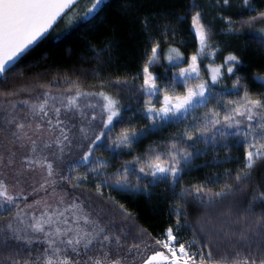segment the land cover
Here are the masks:
<instances>
[{"label": "trees", "instance_id": "obj_1", "mask_svg": "<svg viewBox=\"0 0 264 264\" xmlns=\"http://www.w3.org/2000/svg\"><path fill=\"white\" fill-rule=\"evenodd\" d=\"M90 6V0H80L37 47L20 59L15 70L7 74L6 82L0 78V101L13 99L22 103L60 94L64 101L78 90L95 96L96 99H90L94 100L92 114H98L94 122L98 130L92 136L93 141L97 136L101 138L91 144L93 150L87 162L81 158L63 168L66 179L63 188L90 215L97 216L96 227L92 228L94 233L102 227L104 234L113 236V243L107 249L111 258L124 256L122 252L140 243L141 236L145 241L141 246L150 241L155 250L164 251L152 238L160 237L167 227L175 224L176 216L170 213L177 208L186 213L182 218V222L187 221L182 229L185 240L195 235L210 246L205 251L211 250L217 258L231 259L237 252L246 255L249 250L236 243L239 237L233 232L245 227L256 229L258 217H246L241 210L248 208L258 190L264 191V164H258L251 177L237 186L236 175L246 170L242 168L245 146L236 144L234 137L217 140L215 144L198 143L196 148L200 154H194L191 166L181 172L176 184L171 178L158 180L148 184L146 194L137 195L114 190L111 181L101 189V195L96 185L127 167L135 169V175L128 177L130 182L136 185L138 176L143 186L152 181V177L141 173L140 168L145 167L147 171L146 165L163 163V155L173 144L178 149L187 148L193 143L187 140V134L196 135L194 128L197 132L203 131L201 125L205 123L206 113L219 111L222 120L232 106L230 102L242 101L246 89L253 98L264 94V84L257 79L264 77V37L260 33L264 20L247 23L252 16L264 12V0H249L248 6L243 0H230L227 5L223 0H107V6L90 23L78 22ZM196 12L201 14L207 35L206 45L200 50L191 28ZM154 46H158V56L149 71L156 78L159 91L150 95L143 90V68ZM176 53L179 56L170 61L169 57H176ZM230 55L239 60L238 64L233 62L232 74L225 65ZM193 56H197L198 72L185 80L180 72L189 68ZM215 69H219V73L217 82L213 83ZM237 78L239 85L233 88ZM200 84H207L204 103L182 119L155 125L149 119L145 109L163 96H183L188 89ZM100 93L115 101L114 107L119 113L107 128L105 118L100 124L99 111L106 103ZM45 101L54 110V104L48 99ZM65 111L75 113L67 108ZM133 131L137 135L130 147L115 148L113 141L123 132ZM197 139L203 140L199 136ZM224 143L229 147H223ZM157 155L162 156L161 161L156 160ZM77 184L79 186L75 187ZM229 184L231 191L211 207L193 199L197 186H204L203 198L207 201ZM188 189L193 191L182 198L181 193ZM120 204L132 213L130 218L122 214ZM17 205L21 203L15 201L12 211L4 213L5 219L0 220V224L7 223ZM261 207L254 205V210L259 213ZM20 229L19 234L24 239L7 240L10 247L0 249V264H12V258L21 264H42V260H36L45 249L42 235L34 236ZM116 236L120 238L119 246L115 244ZM28 238H32L31 243L25 242ZM80 252L84 258L98 255L99 245L94 242L88 255H84L83 248ZM6 257L11 258L6 260Z\"/></svg>", "mask_w": 264, "mask_h": 264}, {"label": "snow or ice", "instance_id": "obj_2", "mask_svg": "<svg viewBox=\"0 0 264 264\" xmlns=\"http://www.w3.org/2000/svg\"><path fill=\"white\" fill-rule=\"evenodd\" d=\"M76 0H0V78L6 82L7 74H10L15 70V66L20 59L31 51L34 47H37L39 42L46 37V34L52 29L57 18L68 9L70 5H73ZM230 0H223V3L227 5ZM244 5H249V0H243ZM91 6L87 8L80 17L78 22L88 24L94 19L96 15L107 6V0H90ZM193 27L196 32L202 46L206 45L207 35L205 26L201 23V14L196 12L192 17ZM264 20V12H259L258 15L251 17L247 23L251 25L254 21ZM261 37H264V29L260 30ZM264 42V40H262ZM176 50L173 49V52ZM151 57L144 65V85L143 90L148 91L151 94H156L159 88L155 82V77L149 71L150 66L155 62L158 56V46H154L151 49ZM179 53H176V57H169L171 61L177 58ZM192 65L190 71L188 69H182L180 77L183 79L191 78L192 73H197V56L192 57ZM233 62L239 63L236 56L230 55L225 61L229 74L234 71ZM219 69L214 70L212 75V82H217V74ZM258 80L264 84V77H257ZM239 78H237L236 84L233 88L238 87ZM207 91V84H200L195 89H188L183 96L170 97L164 96L162 106L157 109L154 107H147L145 111L148 113L152 123L158 124L161 121H167L169 119L180 120L183 116L193 110L195 107L204 103L205 93ZM104 104V110L109 113L105 128L113 123V118L118 116L113 101L107 95L100 93ZM24 103H27L25 101ZM46 103V102H45ZM74 106V102L70 101ZM232 106L226 111L221 120V113L219 111H212L206 113L204 117L205 123L201 125L203 131L193 132L187 134V140L193 143L189 144L185 149H178L175 144L172 145L171 150L163 155V163L148 164L146 167L140 168V172L144 175H151L152 181L146 182L143 186L139 183L140 177L137 176L138 183L133 185L129 180V175H135V169L125 167L123 171L117 170L113 177L106 179L104 182L96 185L98 194L102 195L101 189L105 186H110L120 192L129 193L132 195L146 194L147 186L150 183H154L158 180H167L171 178L174 184L179 182L181 172L190 167L194 154L198 156L200 152L197 150L196 145L198 143H212L215 144L217 140H226L228 136L235 138V143L245 146V163L242 170L235 177L237 186L241 182H245L252 175V170L257 167L258 164H264V94L260 98H253L247 89L245 90L242 101L230 102ZM15 107V105H13ZM39 110L44 112V104L39 105ZM57 114L59 109L55 110ZM45 115L47 113L45 112ZM11 123V121H8ZM18 129H23L24 124H17ZM39 130V126H37ZM231 130V131H225ZM15 135V133H14ZM137 135L136 132H123L116 141H113L115 148H127L133 142V138ZM197 136L202 137L203 140L197 139ZM20 137L17 136V139ZM101 137L97 136L96 140L92 143L95 144ZM67 139V137H65ZM35 141L32 144L35 145ZM47 147V145H46ZM223 147H229L227 143L223 144ZM188 148L192 151L187 150ZM35 151V148H33ZM92 148L89 147L88 152L83 156V161L87 162ZM157 161L162 160L161 155L156 156ZM31 163V161H29ZM49 169V176L52 175V165H47ZM78 187L79 185H74ZM43 187V185H42ZM232 189V185L229 184L226 188L215 193L209 197L207 201L203 198L204 186L195 187L196 195L194 200L200 203H206L209 207L213 206L217 199L223 198ZM193 189H188L181 193V197L187 195ZM27 199V196L24 197ZM16 197L8 193L7 187L3 181H0V220H4V213L12 211V205L15 203ZM38 203V202H37ZM256 207L264 205V191H257L253 196V201L249 203L247 209H242V214L246 217H258L256 219V229H250L245 227L244 229H237L233 232V235H238L236 243L240 244L242 248L248 249L246 255L241 256L239 252L235 253L231 259L229 257H214V254L209 249V245L193 236L191 240H185L182 236V229L187 223L186 220L182 222V218L186 215L183 209L177 208L175 212L170 215L176 216L175 224L167 227L165 232L160 237H153L155 245L165 251L155 250L151 245V242H147L146 247L153 249L154 254L149 256L144 264H264V207H261V211L257 213L254 210ZM17 207H19L17 205ZM75 208V205L73 206ZM122 214L126 218H130L132 213L129 212L123 204L119 205ZM23 209H19L14 216L8 219L7 223L0 224V249L8 248L6 242L9 239H15L17 241L24 239L19 233L21 229L18 225L23 224L21 219ZM63 216V213H59ZM80 220L83 223H92L88 216H80L73 223L79 225ZM12 221H17L18 225L14 226ZM55 221L53 217L47 216L46 219H36L34 223L29 224V228L33 233L43 234V243L46 247L41 255L36 257L37 261L42 260L43 264H81V261L75 260L74 256L81 254L80 249L83 248L84 255H88L92 251L94 242L99 245L100 254L88 255V259L83 261V264H122V260L114 259L110 257L109 246L113 243V236L104 234L105 229L97 228L95 233L82 230L80 227L62 229L60 227L53 228ZM47 224L49 230H45L44 225ZM146 231V230H142ZM103 234V235H102ZM102 237V238H101ZM135 239V238H134ZM140 243H134L132 248L140 249L141 244L145 243L143 236L140 238ZM231 242V238H229ZM26 243H31L32 238H28ZM115 244L119 246L120 238L115 237ZM253 245L255 249L253 250ZM199 246V247H197ZM11 257H6L9 259ZM12 264H21V261L12 258Z\"/></svg>", "mask_w": 264, "mask_h": 264}, {"label": "rangeland", "instance_id": "obj_3", "mask_svg": "<svg viewBox=\"0 0 264 264\" xmlns=\"http://www.w3.org/2000/svg\"><path fill=\"white\" fill-rule=\"evenodd\" d=\"M191 28L197 40L198 50H200L202 45L196 36L193 23ZM192 63L191 58L189 71ZM196 75L197 73H192L191 77ZM61 95L49 98L39 97L27 101V103H18L19 101L13 99L0 101V181L4 182L8 193L16 197L15 201L21 203V206L16 208V212L23 209L21 219L24 223L18 225V222L14 221L15 226L18 225L19 228L33 233L28 227L30 223H34L36 219H46L47 216H51L55 221L53 228L80 227L82 230L94 233L92 228L96 227L95 223L98 218L96 215H90L75 197L64 190L63 183H66V179L63 168L69 163L83 159L91 147L92 134L98 130L94 125L97 120L95 117L98 114H92L93 111L91 110L93 99L96 98L79 90L73 92L71 97L68 96V99L64 101L63 98H60ZM91 97L93 99H90ZM45 99L54 104V110L45 103ZM163 100L164 96L159 99V103L155 102L150 107L159 109ZM70 101L74 102V106ZM40 104H44V112L39 110ZM82 105L84 106L82 107ZM65 108L71 113L74 111L75 113L68 114ZM56 109H59L58 114ZM99 113L102 114L100 116L101 124L104 118L107 120L109 113L104 108ZM17 124H24L25 127L18 129ZM37 126H39V130H37ZM17 136L20 138L17 139ZM33 140L36 142L35 145L32 144ZM48 164L52 165L51 176L48 174ZM25 196H27L26 200L24 199ZM59 213H63V216H60ZM83 215L88 216L92 223L85 225L82 220H80L79 225L73 223ZM44 227L46 231L49 230L47 224ZM37 234L42 235L43 241V234L33 233L34 236ZM29 235L31 234L28 233ZM45 247L46 244H44ZM147 249L145 244L140 249H136L134 253L127 251V254L125 252L124 254L122 252L124 256H118L114 259L122 260V264H144V261L154 254L153 251L150 250L151 253ZM114 252L116 253V251ZM73 258L81 261V264L88 259L80 255Z\"/></svg>", "mask_w": 264, "mask_h": 264}, {"label": "water", "instance_id": "obj_4", "mask_svg": "<svg viewBox=\"0 0 264 264\" xmlns=\"http://www.w3.org/2000/svg\"><path fill=\"white\" fill-rule=\"evenodd\" d=\"M80 0H76V2L73 4V5H70V7L68 8V9H65V12L64 13H62L61 14V16L60 17H58L57 18V21L54 23V25H53V27H52V29L60 22V20L79 2ZM51 29V30H52ZM51 30L49 31V33L51 32ZM48 33V34H49ZM48 34H46V36L48 35ZM44 39V38H43ZM159 263H161V264H163L164 262H159Z\"/></svg>", "mask_w": 264, "mask_h": 264}]
</instances>
